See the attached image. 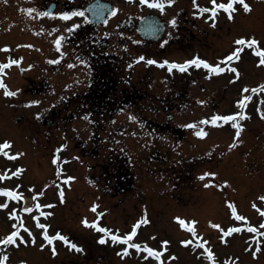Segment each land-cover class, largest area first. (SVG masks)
I'll use <instances>...</instances> for the list:
<instances>
[{"label": "rangeland", "instance_id": "374dc122", "mask_svg": "<svg viewBox=\"0 0 264 264\" xmlns=\"http://www.w3.org/2000/svg\"><path fill=\"white\" fill-rule=\"evenodd\" d=\"M250 4L253 5V12L250 14L247 13L245 15L246 23L243 24V15L240 13L241 11L234 13V19L227 20L223 17L216 21V26H212L211 21H207L205 18L199 20V31L196 32V36L198 39L195 42L189 45H173L171 49L166 51V54L162 56L161 60H168V61H184L194 58L191 57V54H196L200 48L205 50L207 53V58L214 63H220L223 53L226 52V47L230 44L234 43V41L239 37L245 36H255L258 35L264 40V0H248ZM44 0H40L39 7L43 4ZM200 2V1H199ZM132 9L131 13L134 14H142L143 7L140 0H133L132 2ZM201 5L208 4L206 2H200ZM189 7V2L183 1L181 2V6ZM171 7L173 8L174 5L172 4ZM32 9L31 7L27 8ZM33 11V10H32ZM30 12L33 15V12ZM41 11V8H40ZM200 17V16H199ZM207 17V16H204ZM35 22L38 25H41L39 28L42 31H48L50 25H54L53 22L49 21L43 15L36 13ZM9 18L5 13L2 14L0 28L4 27V25H8L4 30L5 31H15L17 30L15 27L10 25ZM34 24H31V27ZM51 38H56L57 35L50 34ZM51 40V39H48ZM3 41L0 40V43ZM0 44V49H1ZM233 46H235L233 44ZM147 46L142 47L141 49H136V51L132 52L133 57H136L139 60V57H145L144 61L147 59H156L157 56H154V53L147 50ZM12 56L2 58V52L0 50V63H6L9 58L12 59H21L20 54L18 52L14 55L11 52ZM206 56H203L206 58ZM34 57H38V53L35 52L30 56V58L35 59ZM202 57V56H200ZM50 60L54 59L53 56L47 57ZM246 58V57H245ZM130 60L131 58H126ZM247 59V58H246ZM24 59H21L19 64H14L10 67L16 74L12 73L8 75V68H5L2 73H0V79L4 81L7 85L8 90L16 91L19 90L17 95L15 96H6L4 94V89L0 88V142L4 140H10L13 142L11 146L12 152H22L21 149L28 150L26 151V155L19 158V160H3L0 159V169H5V167H9L12 169L22 168V164H25L24 168L26 169L21 176L16 178L17 186L19 189H27L29 191L40 193L41 189L45 186H48L53 180L56 182L60 177L64 179L61 186L56 185L54 186L52 192L58 193L61 188H63L64 192L68 193L69 199L75 202V208L73 211V221L72 225L74 226L80 220H83L86 217H89L93 214L92 206L95 204L94 200L88 203V206H83L87 203L86 196L89 199L95 197V194L98 191L94 190L91 194L88 193L86 190V186H84L85 176L83 171L86 170V163H83L84 160H88L89 168H92V175L99 172V170H95L96 167L94 165H98L100 162H104L107 160L109 163L112 150L114 149L117 151L120 149L121 145L127 144V148L135 157L134 162L136 166L138 165L137 162L146 161L148 166H152L156 164L157 160L154 158L145 159L144 158V143H142L141 139L145 141L146 145L149 148H159L162 151L167 152V158H172L171 155V148L176 142L174 137L169 135H164V133L159 132L157 130V126L159 128V124L154 122L155 124L151 126L150 132L144 136V138L138 137L136 134L130 133L124 138V142L122 140L124 136V128L122 127L119 122H112L113 115L103 114L101 112L96 113L95 116L97 117V124L100 126L96 128L97 131L95 135L98 137L96 140H92L91 136L87 135L88 125L85 124L84 121H81L82 118L75 120L74 116H82L89 117V113L91 109L89 108H80L79 111H75L78 108H74V110H69L66 112H59V113H47V106L51 104L53 101H58L60 97H50L48 100L45 101L43 97H34L33 90L40 89L39 87H29L27 80L31 79V76L34 75V70H31L32 67H28V71L25 76L23 74L22 68L26 66L28 62H33V60H29L28 62H24ZM159 60V59H158ZM46 63V61L44 62ZM254 59L251 58V62L249 63L248 70L245 71L244 78L249 80V83H253L255 86L258 82L257 77H255L252 73L253 70L256 68L254 67ZM222 64V63H221ZM124 65V64H123ZM34 66V63L31 64ZM20 70V72H19ZM199 68L196 70H187V72H180L172 71L171 79L169 74L166 70H160V68L155 69L154 67H149L147 64L142 63L137 66V69L134 73L132 72L131 79H129L127 84L121 83L119 87H135L138 86L137 83V76L142 74H146L147 78L142 82L143 84L140 85L141 91H143L147 96L166 98L168 97V93L173 95L176 91H181L187 93L185 96V101L191 102L193 104L196 103L195 95L202 98V100H209L211 108L214 110L216 106L220 108L218 110L219 113H210L213 112L209 110L208 117H205L206 114L197 116V119L194 115H189V113H182L180 110L184 105H171L169 107L170 111H179L177 112V119L174 120L176 123H180L181 121H186V125L196 123L199 126L200 121L204 118H211L214 114H232L237 108H234V102L232 101L233 98L230 96H234L235 94L229 92V88L237 90L238 87L233 85L231 79H227L223 82L220 79V76H217L211 81H208L207 87L202 86V84H196L188 86V82H194L193 80L197 78V72ZM128 68L124 66L123 74L127 75ZM183 75V76H182ZM184 77L182 81H180ZM219 77V78H218ZM208 80V78H207ZM175 84V88L169 90L170 84L169 82ZM12 85L10 86V83ZM177 82V83H175ZM227 83L229 84L227 85ZM152 84H155L151 86ZM151 86V87H150ZM82 87L78 88L79 91ZM29 90V91H28ZM30 92L29 96L25 95V92ZM229 93L230 96H226ZM149 103L142 104V110H144L145 119L147 116H150V120L164 119L165 117L168 118L170 116L169 111L166 110L167 113L163 112V105L166 103L167 105L171 104V100L167 102L156 101L155 99H150ZM31 101H38L39 103L31 104ZM216 102L213 105L212 102ZM200 103V101H199ZM204 102L202 103L201 107L203 106ZM260 105L264 107V103L260 101ZM165 106V105H164ZM168 106H165V108ZM223 107V108H221ZM194 112V109L191 110ZM175 114V113H174ZM112 116V117H111ZM73 117V119H71ZM46 119L50 120V125L46 126L45 121ZM241 119V118H240ZM73 120L74 122H72ZM117 121H121L122 123H128L130 126L134 127V131L136 132V128L140 127L138 123H136L135 118L133 115L128 114L126 112H121L116 117ZM190 122V123H189ZM73 123V126H72ZM259 124L260 127L255 126V124ZM243 124H245L243 122ZM124 125V124H123ZM166 127H170L168 122L164 124ZM204 126V124H203ZM211 126V125H210ZM216 125H212L210 129H208V135L201 137V142H197L191 140L190 150L192 148H199L203 149L205 152L208 149V155L206 154L205 157L199 158L195 164L197 167L194 169L195 172H198L199 175H202L205 172H214L217 171L219 178L213 176L210 180L208 179H200L195 180L193 175L190 174V171L187 170V166L180 162H176V158L172 160L169 165L167 166V174L164 173L165 179L169 182L160 183L159 186H162L163 189L160 190L158 184L154 179H148L145 181L146 183V191L151 193L150 198L154 191V199H148L147 193L141 192L140 190H145L144 183L137 186L136 191L133 194L129 193L126 196V200L119 199V206L111 205V203L116 202V199L108 200L109 196L101 197L104 206L108 207L103 211L104 215L100 217L101 222H105L113 231L119 230V233L125 234L127 232L128 223L132 221V217L137 214H141L142 218H144L145 214H147V218L149 219L150 229L145 226H140L137 229V235L135 239L141 238L144 240L147 238L149 241H152L154 246L152 247L157 248L158 250L162 249L161 240L158 239H170L169 241L172 244L168 245V252H165L164 255V262H168L169 264H210L208 260H204L201 256H198V251H193L190 246H183L180 241L183 236L179 229V222L175 219L180 213V204H186L183 209V216L195 217L197 224L195 225L197 232L203 238H209L213 240L212 248L213 252L215 253L216 260L219 263H223L224 260L222 258H232L235 259L238 264H262L261 261L264 260V252L263 255L259 260L252 261L249 256L250 252L253 251V243L249 246L250 240L252 237L249 233L243 236V239L239 238L238 236L232 237L234 241L231 239L230 236L227 237L229 245L225 244L220 239H216L221 236L218 229H215L209 223L210 221L213 223H219L225 229L228 228V225L233 224V226L240 227L241 223H236L237 220L232 216L231 209L228 207V201H232L236 204L242 205L243 211L245 213L253 212V218H262L258 216L257 211L251 208L253 202L259 205V197L264 195V137L261 138L262 140L258 142L259 151H255L251 156H249V165L246 166L247 170H256L252 174L245 173L241 165H237V172L233 169V163L230 160H227V156H224L226 160L222 162L218 159L217 152H221L219 145L216 143L228 141V139H223L222 135H219L218 129L215 127ZM123 130H122V128ZM186 127V126H185ZM86 128V129H85ZM91 128V127H90ZM190 128V127H189ZM247 131L245 132L248 136H253L255 134H259L262 130H264V117L256 118V120H252L250 124H246ZM128 131V129H127ZM138 131V130H137ZM141 131V130H140ZM190 131H198L195 128H191ZM210 132V133H209ZM101 135V138L99 135ZM227 134V133H226ZM76 135V136H75ZM210 135V136H209ZM143 136V135H141ZM185 136L183 131H179L177 134L178 141ZM244 134L243 137L250 138ZM211 140V145L208 147V139ZM120 139V140H119ZM119 141V143H118ZM183 141H180L182 143ZM62 145H66V147H61ZM177 146V145H176ZM185 148V145H182V149ZM247 149V147H245ZM59 149V152H57ZM236 159H240V155L242 154L241 148L237 149ZM99 155V158L96 160L95 155ZM151 154V153H150ZM225 154V153H224ZM239 155V156H238ZM56 157H59L61 161H58ZM70 158V159H66ZM94 158V159H93ZM203 159V160H202ZM71 160V166L68 161ZM205 160V161H204ZM54 161L59 162L58 165L61 167L62 171L60 172V168H58L57 164L54 165ZM174 161V162H173ZM219 161V163H218ZM254 161V163H253ZM71 166V168L66 167L67 164ZM192 162V161H191ZM83 163V164H82ZM206 163V164H205ZM253 165L256 169L251 168L250 166ZM101 164V163H100ZM99 164V165H100ZM210 164V166H209ZM82 165V167L80 166ZM63 167V168H62ZM235 172V174L233 172ZM241 172L242 175L239 174ZM194 172V173H195ZM59 173V174H58ZM63 173L66 177H63ZM216 173V172H214ZM73 177L74 179L68 180L67 177ZM149 174L145 171H142V178L148 177ZM242 178H241V177ZM92 177V176H90ZM235 178V179H234ZM251 179V180H249ZM92 180V179H91ZM224 181H228L229 183L224 185L223 187H217L218 184H223ZM236 181V182H235ZM205 182V183H204ZM211 182V183H210ZM33 183V184H32ZM209 185L208 187H202V184ZM15 184V185H16ZM32 184V185H31ZM164 184V185H163ZM236 184V185H235ZM234 187V189H232ZM32 188V189H31ZM47 188V187H46ZM236 190H241L242 192L235 194ZM86 190V191H85ZM172 190V191H171ZM85 191V195H84ZM159 191V192H158ZM22 192V191H21ZM69 193H74L73 196H70ZM133 195V197H132ZM236 195V199H235ZM178 196V197H176ZM55 200V199H54ZM1 202V201H0ZM40 204H50V202L43 197V195L38 196V200ZM193 203L195 205H199V207H194L190 209L187 207V203ZM147 203L146 205L142 206L141 204ZM64 202L61 203V209L65 210L68 208L67 206L71 205L69 202H66V206L64 207ZM261 205L264 202H260ZM97 205V204H96ZM237 211H241L237 207ZM45 212H50V209L47 208ZM99 212H102V208H98L96 211V215ZM70 213V212H69ZM69 213L65 212L64 215L56 214V218L59 220L58 226L57 223L53 222V219H49L52 223V227L48 229L50 234L57 232V228L60 224L68 223L69 220H72V217H69ZM99 216V215H98ZM10 218V217H9ZM29 222L33 223L31 217L28 216ZM48 218H42L41 222L47 221ZM48 220V221H49ZM3 230V222H0ZM250 224V222L248 223ZM75 227V226H74ZM78 228V233L81 235H76L77 241H79L84 247L82 252H74L73 254H69L66 251L57 253L56 255H52V252L49 248L44 247L43 249L40 245L43 243L47 244L44 241L40 228H36L34 233L36 234V244L33 245L23 244V253L25 254V259H28L30 264H83L87 261L88 264H146L144 260H141V256L139 257L138 254H135L133 251L129 249L128 255L118 254L121 252L122 246L119 245H112L110 242L103 246L101 243L98 242L99 234H90L85 229L90 230V228H81L76 224ZM262 229V228H257ZM5 231V230H3ZM62 231H65L63 229ZM62 231H60L62 233ZM71 231V230H70ZM85 231L84 234L82 232ZM188 232V230L186 229ZM72 232V231H71ZM70 232V233H71ZM72 234V233H71ZM186 234V232H185ZM223 235V233H222ZM27 237V233L25 235ZM155 237V239H153ZM246 237L249 238L246 241ZM226 238V237H225ZM179 242V243H176ZM55 242V241H54ZM244 242V243H243ZM60 245L67 247L63 241L59 242ZM88 243V244H86ZM56 244V242H55ZM86 244V246H85ZM172 246V248H171ZM264 247V245H263ZM5 249L8 250L11 254L7 253L9 259L15 260L18 257L19 250L17 252H12L9 245H5ZM250 251V252H249ZM169 255H175L176 259L171 260L168 259ZM256 257V256H253ZM256 257V258H257ZM239 258V259H237ZM232 259L231 264H235ZM14 264H18V262H14ZM149 264V263H147ZM155 264V263H154Z\"/></svg>", "mask_w": 264, "mask_h": 264}, {"label": "snow or ice", "instance_id": "6c2138e0", "mask_svg": "<svg viewBox=\"0 0 264 264\" xmlns=\"http://www.w3.org/2000/svg\"><path fill=\"white\" fill-rule=\"evenodd\" d=\"M144 3H149L150 0H143ZM175 0H166L167 4H173ZM194 8L198 9V11L193 12L194 16H205V14H210L206 18L212 22V26H216V18L218 17V14L223 11L224 13L227 14L229 19H234V13L238 11L237 5H241L243 7L244 12L246 13H251L252 11V5L247 2V0H227V2H218V0H210L211 6H202L201 4L198 3V0H192ZM151 6L156 7L158 9L163 10L164 9V3L161 2H156V0H152ZM118 10V9H117ZM117 10H113V15H115ZM29 12L32 11V9L28 10ZM41 15H54L53 13H41ZM64 20H69L72 16L74 15H81L83 16V12H63L59 13ZM107 23V21H105ZM170 23L173 25L177 24V20L173 18ZM78 27V25L73 24L72 28ZM71 31V29H69ZM63 37L61 36L59 39L55 41L57 48H60L61 45V40ZM234 50L221 58V62L224 61H233V60H240L241 53L244 51L243 47L240 46H246L249 49H253L255 51L256 55L259 57L258 64L261 66H264V48H261V42L253 35L251 38H246V37H239L234 41ZM31 47V45H29ZM9 46L4 47V51H7ZM22 59V58H21ZM21 59H12L9 58L6 63H0V73L4 71L5 68H10L14 64H19L21 62ZM145 57L141 56L139 57V60H144ZM57 60H53L52 63H57ZM149 64H158L159 67L163 68L167 66V71L172 72L173 69H178L180 72H185L189 70L190 67H195V68H203L207 69L209 73L212 74H220L225 71V68L221 66V63L217 64H212L208 60L201 58L199 55L195 56L194 58L188 59L184 61L183 63L180 62H175V61H168V60H163V61H157L155 59H150L147 61ZM131 66V65H130ZM229 70L236 73V79L239 78V70L235 67H229ZM0 88L4 89V94L6 96H15L17 95L19 90L16 91H10L8 90L7 85L4 83L2 79H0ZM257 88H259L261 91H264V84H260L256 87L250 88L249 86H244L242 89V93L244 95L242 98L238 99L236 103L239 106V109L241 111H237L234 114H227V115H221V114H214L211 116V118H204L202 121H200V124H211V125H217L219 122H228V121H237L238 118L245 119L248 118V113L243 111L246 107L248 102L252 101V96L248 95L247 93L255 92L257 91ZM31 104L39 103L38 101H31ZM203 103V102H201ZM259 114L261 117H264V109H259ZM236 129L235 136L237 139L234 140V142L230 145V147H236V144L239 143L240 141L238 140L239 136L241 135V131L244 127L243 124L236 122L233 125ZM186 127H193V128H199L198 131H196V135L199 137H204L208 135V132L205 131L203 128L199 127L198 124L192 123L189 125H186ZM13 142L10 140H4L3 142H0V155H3L4 157H7L9 159H16L17 157L23 155L22 152H15L14 154L8 151V149L11 148ZM61 147H66V145H62ZM57 152H59V149H57ZM56 159H59V157H56ZM23 171L22 168H17L15 171L11 172L10 174L8 172H0V180H7L12 177H15L19 175ZM62 171V169H61ZM59 174V173H58ZM217 173L214 172H205L202 176L201 179H203L205 176L208 177H213L216 176ZM68 180L74 179L73 177L69 176L67 177ZM211 183V182H210ZM228 181H224L223 184H218L216 185L217 187H223L224 185L228 184ZM208 187L209 185H205ZM0 195L6 196L8 198H11L13 200H22L24 199L23 195L21 192L16 191L14 189L10 188H0ZM37 196L43 195L42 192L36 193ZM60 199H64V190L63 188L60 189L59 192ZM35 200V197H33ZM259 200L264 202V195L259 197ZM228 207L231 209V214L235 218V220L243 222L246 219H248L246 216L239 214L237 211V205L232 202L228 201ZM7 203H0V209H5L8 208ZM254 208H258L261 215H264V207L257 205L255 202H253L252 205ZM34 207L36 209H42L43 207H48L51 208L53 207L52 204H48L47 206H44L40 204L39 202H36L34 204ZM98 209V205L94 204L92 206V211L96 212ZM32 207H24L23 211L25 213H31L32 212ZM10 218H14L16 221H19L20 223L13 224V231H11L9 234L5 235L4 237L0 238V245H10V246H15L19 247L21 243L23 244H36V234L32 231L30 227H28L24 221L23 217L17 215L15 211L10 212L9 214ZM51 215L49 212H41L40 215L33 216V220L36 223V226L42 230L41 235L49 245H51V252L52 255L57 254V248L55 247L54 241L60 240L63 241L65 245H68L71 249L77 251V252H82L84 249L78 245L76 242H73L70 240V238L67 235L62 234L61 232L57 231L55 234H49V227L47 223H41L40 216H48ZM99 217H102L104 215L103 212L98 213ZM175 219L179 222V225L183 229H187L188 232L190 233L191 238L188 239H182L180 243L187 247L191 246L193 248V251H198L199 249L203 248L204 252H200V255H207L208 259L212 261V264H216V257L215 253L210 247H207L209 241L203 239L197 232V229L195 225L197 224L196 220H192L191 222L187 221L185 218L182 217H175ZM148 218L147 214H145L144 218L140 221H137L136 224L133 225L132 229L130 232L127 234L121 235L119 234V230L116 232H113L110 228L106 226H102L99 220H94V221H89L87 218H84L82 223L87 226L94 228L97 232L103 233L104 235H101L99 237L98 242L101 244L108 243L109 242V237L111 239V242L113 244L115 243H121L128 245L127 247H123L121 249V252L118 254L122 255H128L129 254V248H134L137 251H145L148 253V256H144L143 259L147 260L149 257H154L157 261L160 262V264H165L164 260L162 259V255L165 252H168V245L170 244L169 240H163L161 241V244L164 246L162 249L158 250L157 248L149 246L147 243H130L137 235V229L140 227L141 224H146L148 223ZM211 226L215 229H218L223 235L219 237L221 241H223L225 244L228 243V241L225 239V237L231 236L233 233H238L242 231L241 227L237 226H230L227 229L221 226L219 223H213L209 222ZM261 227H264V225H261ZM20 229H24V231L27 233V237L23 235L20 231ZM249 232L256 233L258 229L254 226H249L248 228ZM260 236H264V232H260ZM155 239V237H153ZM252 239L255 241V237H252ZM40 247L43 249L45 247V244H41ZM254 251L253 255H256L259 253L261 249L260 243H254L253 245ZM168 259L175 260L176 256L175 255H169ZM239 259V258H237ZM9 260V256L7 254H3L0 256V264H7V261ZM21 264H26V262H21ZM226 264H231V261H226Z\"/></svg>", "mask_w": 264, "mask_h": 264}, {"label": "flooded vegetation", "instance_id": "af4514ba", "mask_svg": "<svg viewBox=\"0 0 264 264\" xmlns=\"http://www.w3.org/2000/svg\"><path fill=\"white\" fill-rule=\"evenodd\" d=\"M79 12H83L84 13V15L83 16H85V12H84V8L82 7V6H80L79 7ZM123 20L122 21H120V26L124 29V26H123ZM124 30H126L127 31V36H124V34H121V37L120 38H118L117 39V41L118 42H123V41H125V40H129V41H131V34H130V29H124Z\"/></svg>", "mask_w": 264, "mask_h": 264}]
</instances>
